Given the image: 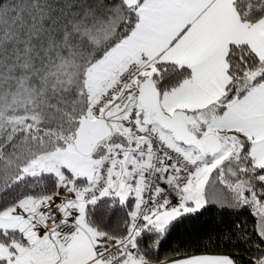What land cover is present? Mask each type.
<instances>
[{
	"label": "snow or ice",
	"instance_id": "obj_1",
	"mask_svg": "<svg viewBox=\"0 0 264 264\" xmlns=\"http://www.w3.org/2000/svg\"><path fill=\"white\" fill-rule=\"evenodd\" d=\"M0 264H264V0H0Z\"/></svg>",
	"mask_w": 264,
	"mask_h": 264
},
{
	"label": "trees",
	"instance_id": "obj_2",
	"mask_svg": "<svg viewBox=\"0 0 264 264\" xmlns=\"http://www.w3.org/2000/svg\"><path fill=\"white\" fill-rule=\"evenodd\" d=\"M245 220H247L248 231H251L254 224V218L251 217L247 211L243 212L239 219L231 214H225L223 217H220L215 210L205 213L191 225L181 226L173 234V240L164 251H167L168 248L175 246L182 240H206L208 235L216 236L221 229L223 231H228L230 229L234 230L238 224Z\"/></svg>",
	"mask_w": 264,
	"mask_h": 264
}]
</instances>
